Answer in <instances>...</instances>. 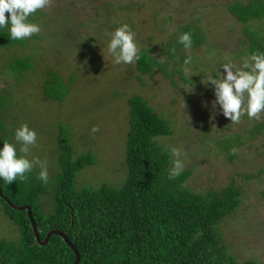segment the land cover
<instances>
[{
	"label": "rangeland",
	"instance_id": "obj_1",
	"mask_svg": "<svg viewBox=\"0 0 264 264\" xmlns=\"http://www.w3.org/2000/svg\"><path fill=\"white\" fill-rule=\"evenodd\" d=\"M237 1L249 0H50L30 16L38 19L39 33L21 40L23 45L0 48V139L16 144L13 132L21 124L35 130L37 142L28 158L45 161L49 178L54 179L61 174L63 152L58 139L62 128L65 133L69 129L74 160L88 151L97 160L76 174L75 187L119 186L125 176L127 100L140 95L173 125L174 134L159 144L170 152L173 147L182 149L183 171L191 172L185 187L197 193L230 185L239 188L241 203L221 223V235L237 261L264 264V129L252 142L231 146L229 150L236 154L233 161L219 148L226 145L227 136L251 124L264 125V112L260 119L244 115L232 123L220 113L213 86L203 83L206 77L191 87L177 76L170 83L157 70L139 73L135 62L115 64L107 52L110 33L123 24L134 32L139 51L148 49L156 56L178 25L196 22L206 31L207 44L219 49L206 62V75L213 68L218 71L217 64L240 67L245 59L227 57L237 48L243 29L226 10ZM204 51L195 52L194 65L185 68L187 72L196 74ZM15 59L26 61L29 68L14 71ZM48 70L66 83L75 77L61 102L43 96ZM94 127L98 131L93 132ZM39 171L36 166L31 173L38 176ZM41 203L46 213L52 210L51 195L42 197ZM18 239V227L0 208V240L15 243Z\"/></svg>",
	"mask_w": 264,
	"mask_h": 264
},
{
	"label": "trees",
	"instance_id": "obj_2",
	"mask_svg": "<svg viewBox=\"0 0 264 264\" xmlns=\"http://www.w3.org/2000/svg\"><path fill=\"white\" fill-rule=\"evenodd\" d=\"M226 10L243 26L237 48L228 51L227 57L247 60L252 53L264 52V0L237 1ZM37 20L29 17L32 23ZM184 32L190 33L192 38V46L187 50L178 43V36ZM11 44L24 43L11 40L6 28L0 29V48ZM201 48L205 51L196 74L187 72L185 68L192 69L195 52ZM217 50L207 44L204 28L191 22L177 26L162 46L160 55L153 56L148 49L140 50L141 58L135 61V66L141 74L157 70L170 83L177 76L183 85L191 87L196 80L211 74L220 73L223 78L222 64H217L218 71L213 68L211 74L205 72L206 62ZM185 59L189 60L188 64L184 63ZM12 67L21 72L29 65L15 59ZM74 82L75 77H70L66 83L54 70H48L43 96L61 102ZM127 103L129 131L125 144V176L119 186L75 187L76 174L85 167L94 166L97 160L91 151L74 160L69 129L65 133L62 128L58 139L63 152L59 158L61 174L49 178L47 184L31 172L25 180L17 179L11 185L0 181L2 195L12 205L31 208L41 240L52 230L65 233L78 251V264H257L254 260L237 261L221 235V223L241 203L239 188L230 185L222 190L197 193L185 187L191 176L189 170L182 171L174 180L168 179L173 158L159 140L174 134L173 125L155 113L140 95L131 96ZM251 125L239 134L227 136L226 145L219 147L228 160L236 157L231 146L237 147L243 140L252 142L262 134L263 124ZM1 127L0 122V131ZM3 141L6 140L0 139ZM47 195L52 199L49 213L41 203V198ZM0 208L19 230L15 243L0 240V264L74 263L75 255L61 237L52 236L45 246H40L25 211L10 208L2 199Z\"/></svg>",
	"mask_w": 264,
	"mask_h": 264
},
{
	"label": "clouds",
	"instance_id": "obj_3",
	"mask_svg": "<svg viewBox=\"0 0 264 264\" xmlns=\"http://www.w3.org/2000/svg\"><path fill=\"white\" fill-rule=\"evenodd\" d=\"M50 0H0V29H7L8 36L13 41L24 40L40 32L36 23L29 17L38 10L44 9ZM7 13V17L5 16ZM178 43L187 50L192 46L191 34L181 33ZM107 52L115 64H132L140 60L135 34L127 24H123L110 33ZM185 64L189 63L185 59ZM221 74H211L204 84L213 86L215 103L219 105L220 113L232 123H238L242 116L249 119H260L264 112V52L252 53L240 67L231 62L221 65ZM98 131L97 128L92 129ZM16 144L0 142V181L11 185L17 179L23 181L36 166H39L37 179L47 184L48 169L45 161L37 157L29 159L30 149L36 145V132L26 124H21L13 132ZM16 145H19V153ZM171 154L175 159L168 171V179H176L184 168L181 159L182 149L173 147Z\"/></svg>",
	"mask_w": 264,
	"mask_h": 264
},
{
	"label": "water",
	"instance_id": "obj_4",
	"mask_svg": "<svg viewBox=\"0 0 264 264\" xmlns=\"http://www.w3.org/2000/svg\"><path fill=\"white\" fill-rule=\"evenodd\" d=\"M0 199H2L6 205H8L10 208L12 209H15V210H18V211H25L26 212V215H27V218L30 222V225H31V229H32V232L34 234V237H35V241L38 245L40 246H45L49 239L52 237V236H59L62 238V240L65 242L66 245H68L70 247V249L73 251L74 255H75V261L73 264H78L79 262V254H78V251L77 249L73 246V244L68 240L67 236L65 233L63 232H60V231H56V230H52V231H49L45 238L43 240L40 239L39 235H38V231H37V226H36V223L33 219V216H32V212H31V208L29 206H21V207H17L15 205H12L1 193V189H0Z\"/></svg>",
	"mask_w": 264,
	"mask_h": 264
}]
</instances>
